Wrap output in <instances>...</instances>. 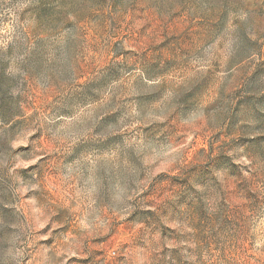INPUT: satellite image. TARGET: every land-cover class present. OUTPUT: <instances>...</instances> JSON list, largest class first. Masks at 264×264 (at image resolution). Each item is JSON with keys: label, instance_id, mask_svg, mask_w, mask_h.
I'll return each instance as SVG.
<instances>
[{"label": "rangeland", "instance_id": "1", "mask_svg": "<svg viewBox=\"0 0 264 264\" xmlns=\"http://www.w3.org/2000/svg\"><path fill=\"white\" fill-rule=\"evenodd\" d=\"M0 264H264V0H0Z\"/></svg>", "mask_w": 264, "mask_h": 264}]
</instances>
